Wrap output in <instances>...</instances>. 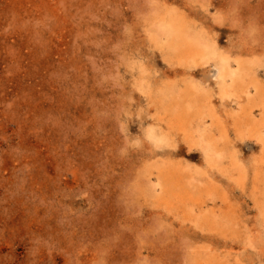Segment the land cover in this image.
I'll return each mask as SVG.
<instances>
[{"label": "rangeland", "instance_id": "1", "mask_svg": "<svg viewBox=\"0 0 264 264\" xmlns=\"http://www.w3.org/2000/svg\"><path fill=\"white\" fill-rule=\"evenodd\" d=\"M0 264H264V0H0Z\"/></svg>", "mask_w": 264, "mask_h": 264}, {"label": "bare ground", "instance_id": "2", "mask_svg": "<svg viewBox=\"0 0 264 264\" xmlns=\"http://www.w3.org/2000/svg\"><path fill=\"white\" fill-rule=\"evenodd\" d=\"M227 63V62H226ZM222 64V63H221ZM228 64V63H227ZM226 65L222 64L220 69L218 70V77L222 78L226 74ZM228 72V71H227ZM231 72V71H230ZM227 75V74H226ZM229 75V74H228Z\"/></svg>", "mask_w": 264, "mask_h": 264}]
</instances>
